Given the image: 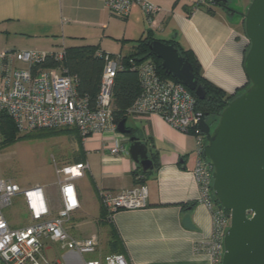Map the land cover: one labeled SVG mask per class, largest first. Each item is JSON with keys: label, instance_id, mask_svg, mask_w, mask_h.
Segmentation results:
<instances>
[{"label": "crops", "instance_id": "0c3cea01", "mask_svg": "<svg viewBox=\"0 0 264 264\" xmlns=\"http://www.w3.org/2000/svg\"><path fill=\"white\" fill-rule=\"evenodd\" d=\"M150 1L162 8L155 26L139 5L122 19L111 13L105 0H0V52H59L72 46L98 45L102 52L126 55L136 40L152 31L156 39L191 49L204 77L228 93L246 86L244 56L248 42L242 15L221 6L213 7L214 13H210L207 0ZM15 65L26 67L19 61ZM126 126L150 148L155 168L145 176L129 155L130 135L121 139L125 150L120 154L111 153L113 134L82 138L73 128L79 138L70 131L49 135L59 139L56 145L62 150L61 168L87 164L83 175L75 180L80 209L68 223L69 229L76 219H87L85 222L98 226L99 233L108 234V250H103L101 240L94 257L120 253L128 264H211L216 238L212 210L201 200V188L194 176L199 157L196 134L173 127L156 113L144 118L128 115ZM138 184L149 188L146 207L112 215L103 207L101 190L118 194ZM58 193L59 201L48 194L54 211L61 206L60 187ZM113 237L122 252L111 250Z\"/></svg>", "mask_w": 264, "mask_h": 264}, {"label": "built area", "instance_id": "2783aa9c", "mask_svg": "<svg viewBox=\"0 0 264 264\" xmlns=\"http://www.w3.org/2000/svg\"><path fill=\"white\" fill-rule=\"evenodd\" d=\"M205 2L206 0H199ZM107 8L119 18L129 16L134 5H139L147 21L156 25L161 6L150 0H105ZM247 39V38H246ZM102 55V51L99 52ZM100 92L95 104L79 94L77 77L62 65L47 66L49 60L60 63L65 50L47 52L39 50H6L0 52V118L8 114L17 129L29 133L40 129L76 128L82 138L98 133L113 134L112 154L125 149L121 139L126 135L117 130L114 116L113 87L120 70L127 64L124 54L104 53ZM15 61L26 67H17ZM130 68L139 73L142 92L128 114L144 118L158 114L173 127L189 133L194 128L198 142V160L194 176L201 188V200L212 210L214 241L211 264H222L224 235L231 224L230 212L218 206L213 192L212 171L204 156L205 136L198 129L197 98L180 81L163 78L156 63L149 59L137 64L129 60ZM87 164H69L58 170L61 206L54 211L46 188L37 185L24 188L19 183L0 177V264H66L47 255L48 242L59 244L62 249L74 252L83 264H128L120 253L106 257H89L100 251L101 238L92 234L86 238L76 237L68 223L80 209L75 180L82 176ZM101 202L110 215L121 211L144 208L148 205L149 188L138 184L115 194L101 190ZM20 198L30 223L16 227L6 212Z\"/></svg>", "mask_w": 264, "mask_h": 264}, {"label": "water", "instance_id": "95a60500", "mask_svg": "<svg viewBox=\"0 0 264 264\" xmlns=\"http://www.w3.org/2000/svg\"><path fill=\"white\" fill-rule=\"evenodd\" d=\"M221 0V7L242 15L249 47L244 56L247 88L232 98L212 127L205 112H198V129L205 136L204 156L212 171L215 201L231 214L224 235L222 264H264V0H251L245 13ZM151 53L168 75L204 100L192 63L171 43L156 39ZM127 119L117 130L130 135V157L144 173L153 171L148 144L132 134Z\"/></svg>", "mask_w": 264, "mask_h": 264}, {"label": "trees", "instance_id": "16d2710c", "mask_svg": "<svg viewBox=\"0 0 264 264\" xmlns=\"http://www.w3.org/2000/svg\"><path fill=\"white\" fill-rule=\"evenodd\" d=\"M207 2V10L210 13H214L213 7L221 5V0H207ZM154 40H156L154 34L152 33V31H149L144 37L136 40V44L134 45L132 51L124 55L127 66L125 69L118 72L113 87V106L116 122H119L123 119H128V109L134 104V102L142 92L139 73L137 70L130 68V59L135 61L137 64L151 59L156 63L161 77L178 81L176 78L166 73L161 65V60L151 53L150 44ZM167 43L174 44L180 50L181 54L192 63L194 72L199 77V83L205 86L207 95L204 100H200L194 92L192 93L197 98L196 110L198 112H205L207 114V122L212 127H214L218 121L220 113L227 106V103L239 93L236 95H231L223 88L217 86L206 77H204L201 63L191 49H186L175 41H170ZM64 50L65 57L62 62L56 63L53 60H49L47 66L62 65L68 70L70 74L75 75L77 77V87L79 94L87 97L92 104H95L100 92L102 82L103 70L105 66V58L103 54L105 52H102L103 54L100 55V49L98 45L72 46L65 48ZM0 124H2V126L6 128L5 130H7L5 132L6 134L4 139V141L6 142L5 145H9L11 142H14L20 138H29L39 135H51L53 133H63L58 132L59 130L63 129H40L46 130V134H24L18 138L17 132H19V130L8 114H3L1 116ZM192 132H194L195 134H199L196 128H194ZM139 169V173L144 176L150 173V171L144 173L140 167ZM216 204L220 206L217 202ZM109 246L113 252H122L121 245L116 237H113V239L110 241Z\"/></svg>", "mask_w": 264, "mask_h": 264}, {"label": "rangeland", "instance_id": "374dc122", "mask_svg": "<svg viewBox=\"0 0 264 264\" xmlns=\"http://www.w3.org/2000/svg\"><path fill=\"white\" fill-rule=\"evenodd\" d=\"M229 1L235 10H239L243 13L247 11L251 2V0ZM247 42L245 53L249 47L248 39ZM247 84L243 88H238L235 92L229 94L236 95L240 93L247 88ZM5 129L6 128L0 124V177L13 180L24 188H30L37 185L44 186L48 194H51L56 201H59L58 188L60 187L62 176L58 173V170L62 166L59 157L62 150L56 145V143L59 142V139H57L58 137L39 135L29 138H20L11 142L9 145H5L6 142L4 139L5 132L7 131ZM69 131L74 138L78 137L77 131L73 128H65L58 132L64 133ZM46 132V130H35L31 133H22L19 131L17 132V136L19 138L24 134H46ZM69 160V158H66L65 161ZM70 163H74V161H71ZM6 214L16 227L26 226L30 223L23 201L20 198L14 200L13 207L10 208ZM86 220L87 219H76L71 222V224H69L70 231L77 237H85L90 235L93 231L99 233L100 229H98V226L95 225V223L85 222ZM99 236L102 240L103 250H108V234L99 233ZM48 247L47 255L52 259L61 260L66 264H83L82 258L70 250L62 249L59 244L48 242ZM94 256L97 255H85V258Z\"/></svg>", "mask_w": 264, "mask_h": 264}, {"label": "flooded vegetation", "instance_id": "af4514ba", "mask_svg": "<svg viewBox=\"0 0 264 264\" xmlns=\"http://www.w3.org/2000/svg\"><path fill=\"white\" fill-rule=\"evenodd\" d=\"M228 5H230V6H231V4H230V3H228Z\"/></svg>", "mask_w": 264, "mask_h": 264}]
</instances>
